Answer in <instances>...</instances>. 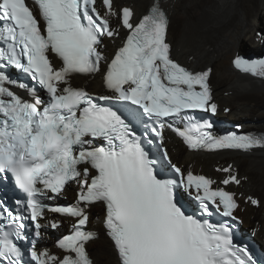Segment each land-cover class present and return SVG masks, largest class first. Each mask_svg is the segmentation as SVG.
<instances>
[{"label":"snow or ice","instance_id":"6c2138e0","mask_svg":"<svg viewBox=\"0 0 264 264\" xmlns=\"http://www.w3.org/2000/svg\"><path fill=\"white\" fill-rule=\"evenodd\" d=\"M32 2L43 28L26 0H0V41L7 44L6 49L0 47V61L28 74L48 97L45 102L24 84L17 86L33 99L16 95L6 87L15 82L0 67V179L11 177L25 194L29 213L25 217L0 207L8 219L7 225L0 223V264H24L21 249L10 236L17 241L25 238V219L34 225L37 238L43 228H59V220L43 223L49 211L73 218L71 231L57 241L59 255L33 245L31 264H94L86 245L97 238L96 232L87 230L88 208L96 203L106 208L104 226L120 264H256L246 246L234 243L231 225L187 215L176 202L177 190H183L198 202L202 216L214 211L242 223L235 215L236 193L213 188L214 180L190 170L185 174L171 164L166 150L162 158L177 178L158 177L157 161L121 115L71 83L76 75L101 71L107 60L100 50L102 37L119 35L111 25L116 16L128 35L103 74L111 95L99 100L137 106L138 114L142 110L155 122L151 132L161 146L163 128L172 127L166 118H179L189 123L173 130L190 149L264 147V136L215 137L207 131L212 127L209 121L191 123L186 110L217 112L208 83L211 69L193 73L171 59L166 39L169 19L159 0L138 22L132 19V9H115L113 0H100L103 13L97 0ZM49 53L59 59V67ZM232 63L241 72L264 78V58L237 55ZM217 170L227 174L220 182L224 186L239 185L231 165ZM70 182L80 186L76 204L44 203L55 200ZM246 202L259 206L251 196ZM13 225L16 231L6 230Z\"/></svg>","mask_w":264,"mask_h":264},{"label":"bare ground","instance_id":"6f19581e","mask_svg":"<svg viewBox=\"0 0 264 264\" xmlns=\"http://www.w3.org/2000/svg\"><path fill=\"white\" fill-rule=\"evenodd\" d=\"M152 1L113 0V7L115 9L129 7L134 14L132 19L137 20L147 11ZM160 3L167 13L169 11L180 19L179 33L170 41L172 54L194 68H202L210 64L215 67L211 70L209 83L213 88L214 100L218 104V113L229 120L242 122L249 127V130L264 131L263 127L258 126H264V79L242 74L231 64L235 54L245 45L252 49L249 51H254L257 55L264 52V35H258L264 34V0H160ZM101 11L103 13L105 9L101 8ZM111 25L119 27L117 29L119 35L114 38L104 37L103 43L104 49H109L113 54L125 30L120 26L116 16L111 18ZM170 27L169 21L168 41ZM76 79L79 84L92 90L102 86L101 72L79 76ZM254 91L255 96L252 95ZM226 105L230 106V110L225 114L223 109L227 107ZM254 124L257 127L253 126ZM166 137L165 145L170 159L180 165L184 171L190 168L205 170L219 183L227 174L217 169L231 165L232 172L236 173L240 180L239 185L234 183L227 185L237 193L239 200L237 212L243 218V226L252 233L255 232V237L260 238V234L262 236L264 231V149H254L245 153L190 152L171 133L167 132ZM238 153L251 158L242 163L237 157ZM242 168L243 170H240ZM69 188L76 189V186L72 185ZM69 188L67 187L65 194L72 199L74 195L70 196ZM253 190L262 194L258 210L246 202L247 196ZM100 205L102 208L99 207ZM89 208L94 215V221L90 220V216L88 227L99 232L95 242L91 241L87 245L94 264H120L113 244L103 230L101 215L98 214L99 209H102L104 214L103 205L96 203ZM253 218L254 220L251 221L250 219ZM50 220H59L60 226H65L69 218L52 214ZM60 226L57 228L58 231ZM109 245L110 249L107 251ZM39 249L41 251L46 249L56 255L61 254L54 244L52 234L42 240Z\"/></svg>","mask_w":264,"mask_h":264},{"label":"rangeland","instance_id":"374dc122","mask_svg":"<svg viewBox=\"0 0 264 264\" xmlns=\"http://www.w3.org/2000/svg\"><path fill=\"white\" fill-rule=\"evenodd\" d=\"M167 8V7H166ZM168 11V10H167ZM168 16H169V19H170V22H171V27H170V30H169V41H172L171 40V38H173V36H176L178 33H179V24H180V19H179V17L178 16H175L174 14H171L169 11H168ZM176 18H177V20H176ZM171 43V42H170ZM249 50H252V49H250L249 47H248V45H245V46H243V47H241L240 49H239V52H244V51H249ZM261 50V49H260ZM255 51H257V50H255ZM259 51V50H258ZM173 52V51H172ZM174 56V55H173ZM211 65V69H215V67L212 65V64H210ZM198 67V66H197ZM200 67H202V66H200ZM73 84H75V83H73ZM76 85H78V84H76ZM82 86V85H81ZM88 88V87H87ZM90 90H92V89H90ZM92 91H94V90H92ZM252 93V92H251ZM257 93V92H256ZM249 95V94H248ZM253 96H255V91L253 92V94H252ZM228 108H230V106L229 105H226ZM264 110V109H263ZM261 111H262V109H261ZM263 112V111H262ZM227 113V112H226ZM253 126H256L257 127V125H253ZM259 127H263L262 129H264V126H260V125H258ZM249 127L248 126H246L245 125V129H248ZM228 155V154H227ZM255 155V154H254ZM237 157H239V159H240V161L243 163V161H247V160H249L251 157H249V156H245V155H243V154H237ZM240 162V163H241ZM184 167V166H183ZM212 167V166H211ZM191 169V168H190ZM192 169H194V168H192ZM191 169V170H192ZM240 170H243V168L242 169H240ZM192 171H194V172H196V173H207V171H205V170H196V169H194V170H192ZM251 172H258L257 170H250ZM233 174H236V173H233ZM237 175H238V173H237ZM228 187V186H227ZM71 191V194H70V196L71 195H74V193H73V189H71V188H69ZM68 197H69V195H67ZM248 196H251L252 198H254V199H257L258 201L259 200H261L262 199V194H261V192H256L255 190H253V191H251V193L248 195ZM252 205V204H251ZM252 206H254V205H252ZM100 208H102L101 207V205L99 206ZM256 207V210H258L259 209V207L258 206H255ZM94 211H96V210H94ZM88 212H89V217L91 216V218H90V220H93L94 221V215L93 214H91V211H90V208H88ZM98 214L99 215H101V220H102V214H103V212H102V209H99V212H98ZM251 221L252 220H254V218L253 219H250ZM68 221H67V224H66V226H68ZM259 237H261V234H260V236ZM95 242V241H94ZM104 248H106V245L104 246ZM109 249H110V245L107 247V251H109ZM91 254H92V252H91ZM93 256V255H92Z\"/></svg>","mask_w":264,"mask_h":264},{"label":"clouds","instance_id":"9594fccd","mask_svg":"<svg viewBox=\"0 0 264 264\" xmlns=\"http://www.w3.org/2000/svg\"><path fill=\"white\" fill-rule=\"evenodd\" d=\"M169 21H170V19H169ZM245 52H248V51H244L243 53H245ZM252 52H254V51H252ZM240 53H242V52H240ZM255 53V52H254ZM232 61V60H231ZM210 66V65H209ZM189 67H191V66H189ZM211 67V66H210ZM194 68V67H193ZM212 70V69H211ZM208 81H209V79H208Z\"/></svg>","mask_w":264,"mask_h":264}]
</instances>
